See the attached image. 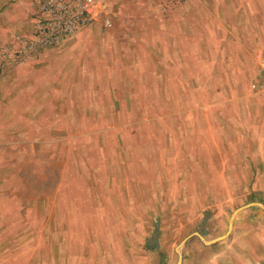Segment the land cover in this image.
Masks as SVG:
<instances>
[{
  "label": "rangeland",
  "instance_id": "374dc122",
  "mask_svg": "<svg viewBox=\"0 0 264 264\" xmlns=\"http://www.w3.org/2000/svg\"><path fill=\"white\" fill-rule=\"evenodd\" d=\"M24 1L0 0L1 28ZM108 16L63 44L42 96L0 95V264H264V0Z\"/></svg>",
  "mask_w": 264,
  "mask_h": 264
},
{
  "label": "crops",
  "instance_id": "0c3cea01",
  "mask_svg": "<svg viewBox=\"0 0 264 264\" xmlns=\"http://www.w3.org/2000/svg\"><path fill=\"white\" fill-rule=\"evenodd\" d=\"M20 8L19 11L14 12L12 18L16 21L24 20L25 23L23 26H19V23L14 24L16 21L12 19L7 25L9 28H1L0 26V55L5 51H12L22 47L24 45L23 43L26 42L33 33L35 15L38 10L37 2L25 0L21 3ZM184 23L186 26L191 25V22L188 21H184ZM176 27L177 25L173 26V24L170 26V40L175 41L174 34L177 32ZM81 31L82 30H80L77 35H79ZM183 32H188V30ZM73 38L63 44L66 45L73 42ZM189 39L191 40L193 38L190 37ZM63 44L55 48H47L41 51L33 60L12 64L4 77L0 80V95L4 90L6 82H9L10 95L13 97L25 98L33 94L42 96L43 89L47 86L50 73L47 69L58 63L57 55L64 52L62 49L67 46ZM251 102L254 118L249 124L250 144L256 146L254 157L255 160L260 162L256 168V175L257 177H264V93H255L252 95ZM262 191L264 192V187Z\"/></svg>",
  "mask_w": 264,
  "mask_h": 264
},
{
  "label": "built area",
  "instance_id": "2783aa9c",
  "mask_svg": "<svg viewBox=\"0 0 264 264\" xmlns=\"http://www.w3.org/2000/svg\"><path fill=\"white\" fill-rule=\"evenodd\" d=\"M37 13L31 36L22 47L0 55V80L15 63L33 60L41 51L55 48L100 19L111 25L110 0H36ZM264 90V77L254 85Z\"/></svg>",
  "mask_w": 264,
  "mask_h": 264
},
{
  "label": "water",
  "instance_id": "95a60500",
  "mask_svg": "<svg viewBox=\"0 0 264 264\" xmlns=\"http://www.w3.org/2000/svg\"><path fill=\"white\" fill-rule=\"evenodd\" d=\"M232 224V223H231Z\"/></svg>",
  "mask_w": 264,
  "mask_h": 264
}]
</instances>
